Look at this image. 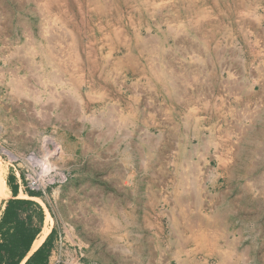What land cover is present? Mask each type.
I'll use <instances>...</instances> for the list:
<instances>
[{"label": "rangeland", "instance_id": "obj_1", "mask_svg": "<svg viewBox=\"0 0 264 264\" xmlns=\"http://www.w3.org/2000/svg\"><path fill=\"white\" fill-rule=\"evenodd\" d=\"M29 152L76 208L50 264H264V0H0L4 181Z\"/></svg>", "mask_w": 264, "mask_h": 264}, {"label": "crops", "instance_id": "obj_2", "mask_svg": "<svg viewBox=\"0 0 264 264\" xmlns=\"http://www.w3.org/2000/svg\"><path fill=\"white\" fill-rule=\"evenodd\" d=\"M235 80H233L232 82V92L233 94H235V89L238 88L239 84L237 83V85L235 84ZM179 93L176 92L174 93V97H180L181 95L177 94ZM181 94V93H180ZM233 103L232 105H235V99L233 97V99L231 100ZM224 103H221V105ZM5 197L0 199V219L1 216L3 214V210L6 206V203L8 201H14L17 199H24V200H29L32 201L34 203V206L32 208V210L30 211V224L33 228L36 229V235L34 237V239L32 240L30 246H29V250L25 256V258L22 260V262L20 264H23V262L25 261V259H27L46 239V237L52 232L51 235V248L48 254V264H50V258L53 257L54 254L60 253V250L62 249V246H64V243L61 241V232H65V226L67 225L68 227H70L72 229V232L75 233V228L77 226L76 222H77V217H76V212H75V207H74V224L72 226H70V223H65L62 222V227L63 229L60 230L58 224H56V226H54L52 224V222H50L51 220V215H50V211H49V204H48V194L49 193V189L51 187V184L46 186L44 190L41 189H32L31 187H29V185L27 184L24 176H23V169L21 167L20 164H15L12 165V168L10 169V171L6 174L5 176ZM88 190L86 192H84V194L86 193L89 197H91L93 195V198L95 197V185L92 186L91 181L87 184ZM88 197V210L91 209H95L94 207V203L91 202V199ZM39 207L42 210L43 216L42 219L40 216H38L37 212L39 211ZM142 217H146V215H148V211L142 209ZM220 215H223V213H221ZM88 216H90V213H88ZM19 217L22 219H25L28 221V215L25 212H20L19 213ZM84 220L80 221V226H83V228H85L86 226V230L91 231L92 228L91 226H89V224H83ZM221 225H223V223L221 222ZM154 227V225H153ZM223 235V232L220 234ZM158 231H155L153 229L152 231V237L155 239V237H157L156 240V246L155 248H157L159 250V240H158ZM213 235H208V239L210 242L214 240V238L212 237ZM42 237L40 242L35 244V241L39 238ZM221 239L223 240V236H221ZM78 244H79V240ZM214 247H209V244L207 246H204L203 251L202 248L198 247V246H194L191 248H184V253L186 254L188 253V262L187 264H226V260L224 258V256H222L225 253V248L223 243L222 244H213ZM176 248V247H175ZM176 251L172 250V252H170V255L168 256V260L166 262V264H170V261L172 260ZM198 252H205V258L201 259L198 256ZM181 254V253H180ZM211 256V257H210ZM210 258H213L215 261L214 263H210ZM160 260V257L157 258V262L158 264H162ZM164 264V263H163Z\"/></svg>", "mask_w": 264, "mask_h": 264}, {"label": "trees", "instance_id": "obj_3", "mask_svg": "<svg viewBox=\"0 0 264 264\" xmlns=\"http://www.w3.org/2000/svg\"><path fill=\"white\" fill-rule=\"evenodd\" d=\"M34 203L17 199L8 201L0 219V264H20L25 258L29 246L36 235V229L30 224L29 213ZM20 212L28 215V221L19 217ZM38 216H43L39 207ZM52 232L45 241L23 262V264H48Z\"/></svg>", "mask_w": 264, "mask_h": 264}, {"label": "bare ground", "instance_id": "obj_4", "mask_svg": "<svg viewBox=\"0 0 264 264\" xmlns=\"http://www.w3.org/2000/svg\"><path fill=\"white\" fill-rule=\"evenodd\" d=\"M22 163L23 176L32 189L44 190L51 183H60L66 179L64 172L54 169L47 159L39 158L33 152H29L23 158ZM4 175L5 169L0 164V199L6 195L4 191ZM41 238L39 237L35 244L39 243Z\"/></svg>", "mask_w": 264, "mask_h": 264}]
</instances>
